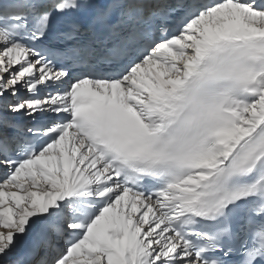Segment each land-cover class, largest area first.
I'll use <instances>...</instances> for the list:
<instances>
[{
    "label": "snow or ice",
    "instance_id": "obj_1",
    "mask_svg": "<svg viewBox=\"0 0 264 264\" xmlns=\"http://www.w3.org/2000/svg\"><path fill=\"white\" fill-rule=\"evenodd\" d=\"M0 264H264V0H0Z\"/></svg>",
    "mask_w": 264,
    "mask_h": 264
}]
</instances>
